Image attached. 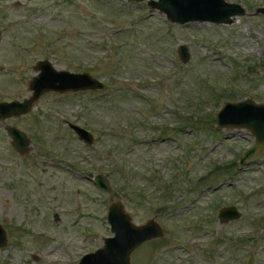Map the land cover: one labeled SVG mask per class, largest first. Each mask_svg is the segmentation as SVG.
Segmentation results:
<instances>
[{
    "label": "rangeland",
    "instance_id": "rangeland-1",
    "mask_svg": "<svg viewBox=\"0 0 264 264\" xmlns=\"http://www.w3.org/2000/svg\"><path fill=\"white\" fill-rule=\"evenodd\" d=\"M152 1L0 0V102L31 96L41 59L106 84L0 119V264H79L114 235L119 200L164 230L131 264H264V146L240 165L253 133L216 123L227 102H264V0H224L245 9L230 24L175 23ZM7 125L30 137L24 155ZM231 205L242 216L222 223Z\"/></svg>",
    "mask_w": 264,
    "mask_h": 264
},
{
    "label": "water",
    "instance_id": "water-1",
    "mask_svg": "<svg viewBox=\"0 0 264 264\" xmlns=\"http://www.w3.org/2000/svg\"><path fill=\"white\" fill-rule=\"evenodd\" d=\"M131 1L141 2L143 0ZM149 5L166 13L170 20L179 24L194 21L230 24L237 16L245 14L242 5L228 3L224 0H157ZM262 12L264 13V8ZM1 36L2 31L0 30V39ZM180 55L184 62L189 60L190 55L184 45L180 47ZM34 68L38 74L31 79L29 85L31 96L22 101H1V120L29 114L35 103L46 93L99 92L106 87L103 81L90 72L60 70L49 59L38 60ZM216 123L220 128H245L253 133L255 143L245 151L240 165H244L264 146V102L257 103L252 99L227 102L218 112ZM68 124L86 144L94 143V135L90 130L70 121ZM6 131L11 136L13 145L24 155L31 144L28 134L13 125H7ZM94 180L104 191H112L110 179L104 174H97ZM241 216L242 212L234 205L223 206L219 212V219L222 223L236 221ZM108 221L114 235L105 237V245L94 252L85 254L79 264H131V255L136 249L145 242L164 236L163 227L155 219L143 225H136L130 213L126 211L122 200L110 205ZM7 242V230L0 223V248L5 247Z\"/></svg>",
    "mask_w": 264,
    "mask_h": 264
}]
</instances>
